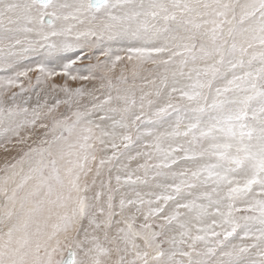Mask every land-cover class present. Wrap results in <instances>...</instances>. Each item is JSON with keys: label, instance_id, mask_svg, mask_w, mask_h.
<instances>
[{"label": "snow or ice", "instance_id": "obj_1", "mask_svg": "<svg viewBox=\"0 0 264 264\" xmlns=\"http://www.w3.org/2000/svg\"><path fill=\"white\" fill-rule=\"evenodd\" d=\"M0 264H264V0H0Z\"/></svg>", "mask_w": 264, "mask_h": 264}, {"label": "rangeland", "instance_id": "obj_2", "mask_svg": "<svg viewBox=\"0 0 264 264\" xmlns=\"http://www.w3.org/2000/svg\"><path fill=\"white\" fill-rule=\"evenodd\" d=\"M0 158H2V154H0Z\"/></svg>", "mask_w": 264, "mask_h": 264}]
</instances>
